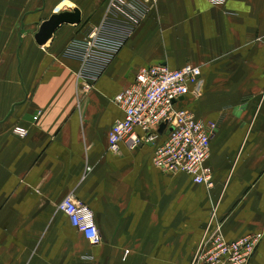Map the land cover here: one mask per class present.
<instances>
[{
	"label": "crops",
	"instance_id": "obj_1",
	"mask_svg": "<svg viewBox=\"0 0 264 264\" xmlns=\"http://www.w3.org/2000/svg\"><path fill=\"white\" fill-rule=\"evenodd\" d=\"M104 2L0 0V264H191L216 226L227 241L260 232L247 264H264V0H156L77 93L78 61L61 51ZM73 7L77 23L34 41L42 20ZM155 63L199 68L176 106L216 126L209 186L159 171L149 143L106 149L122 117L113 96ZM65 196L90 209L99 243L57 210Z\"/></svg>",
	"mask_w": 264,
	"mask_h": 264
},
{
	"label": "built area",
	"instance_id": "obj_2",
	"mask_svg": "<svg viewBox=\"0 0 264 264\" xmlns=\"http://www.w3.org/2000/svg\"><path fill=\"white\" fill-rule=\"evenodd\" d=\"M155 2L105 0L99 21L84 25L80 37L67 41L61 53L78 61L74 74L77 93L92 88ZM198 76L199 68L188 63L177 68L161 63L140 66L132 82L112 98L121 109L122 117L115 119L107 131V151L116 153L120 143L129 150L140 143H149L153 146L151 163L159 171L184 173L193 183L209 186L211 171L205 159L216 126L196 118L190 110L176 106ZM32 119H36V115ZM159 124H163L160 132L157 131ZM135 128L140 132L137 133ZM11 132L21 137L26 130L14 125ZM56 208L89 244L99 243L100 236L92 213L85 204L65 196ZM260 238V232H253L227 241L216 226L200 239L191 264H247Z\"/></svg>",
	"mask_w": 264,
	"mask_h": 264
},
{
	"label": "water",
	"instance_id": "obj_3",
	"mask_svg": "<svg viewBox=\"0 0 264 264\" xmlns=\"http://www.w3.org/2000/svg\"><path fill=\"white\" fill-rule=\"evenodd\" d=\"M79 20V12L73 7L69 11H59L51 13L46 19L42 20L36 32L33 34V39L37 44H43L54 31V29L62 23H77ZM163 124H159L157 131L160 132Z\"/></svg>",
	"mask_w": 264,
	"mask_h": 264
}]
</instances>
